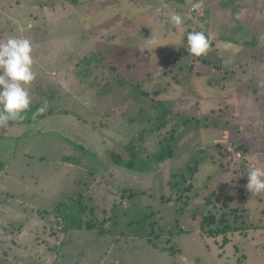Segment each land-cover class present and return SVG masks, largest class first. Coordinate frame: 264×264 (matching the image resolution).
<instances>
[{
	"label": "rangeland",
	"instance_id": "rangeland-1",
	"mask_svg": "<svg viewBox=\"0 0 264 264\" xmlns=\"http://www.w3.org/2000/svg\"><path fill=\"white\" fill-rule=\"evenodd\" d=\"M173 3L0 0V41L26 38L32 45L31 104L47 102L46 112L61 114L49 129L67 134L69 128L76 144L96 156L80 151L85 168L63 162L77 153L73 139L61 136L71 155L12 159L20 142L14 147L13 139L7 141L8 154L0 151L7 160L0 174V264H264V191L246 189L248 170L264 169V153L249 157L251 148L264 150L263 133L257 134L264 121V0H242L245 7L236 15L215 1L184 0L178 8ZM207 10L217 56L236 72L223 88L197 75L205 67L196 56H182L179 63L172 56L187 44L189 32L206 30ZM173 13L182 16V25L169 22ZM238 27L248 31H239L238 39L257 38L258 45L218 40ZM94 54L92 75L80 78L82 59ZM118 74L168 104L172 126L185 118L194 123L182 126L176 156L161 170L135 172L110 158L141 126L129 119L141 105L151 108L148 101L130 98ZM35 130L26 127L28 134ZM7 134H18V127L0 129V136ZM234 143L249 148L245 156L234 152ZM226 147L232 155L221 154ZM81 195L93 210L85 220L97 226L64 234L53 210ZM210 196L220 211L227 203L244 209L247 222L257 227L202 237L200 221L215 210L207 204Z\"/></svg>",
	"mask_w": 264,
	"mask_h": 264
},
{
	"label": "trees",
	"instance_id": "trees-1",
	"mask_svg": "<svg viewBox=\"0 0 264 264\" xmlns=\"http://www.w3.org/2000/svg\"><path fill=\"white\" fill-rule=\"evenodd\" d=\"M173 6L178 8L181 4L184 3V0H173ZM200 2H204L205 5L211 4L213 1L218 2L223 6L224 10H230L233 15H236L240 12L241 8L245 6L241 4L242 0H198ZM208 11V15L205 16L206 20V30L196 29L195 31H203L205 35H210L208 32L212 27V23L209 21L210 19V10ZM247 29V28H246ZM243 27L233 28L230 33L226 35H221L218 40L224 42H232L238 43L243 47H256L258 45V39L253 38V40L244 39L240 40L237 38L238 32L242 31L246 35H248V31ZM193 31V30H192ZM191 31V32H192ZM212 36V35H211ZM217 39L214 37L212 39L210 46L213 48V53H205L200 57H195L200 59L202 65H204L205 70L198 69L197 75L204 76L208 81V84L213 86L214 88L224 86H229L228 84L234 82L236 72L228 71L229 67H225L224 60L222 61L220 57L217 56L218 48ZM187 41V39H186ZM192 55L187 50V44H184L182 49L179 52H172L173 60L176 63H179L182 59V56L188 57ZM97 54L92 55L91 57H85L81 62L83 65V70L79 71L77 75L84 79L89 78L92 75L91 65L94 64L98 59L95 57ZM194 66V64L192 63ZM203 67V66H202ZM235 69V68H234ZM207 70V71H206ZM189 72H194L193 67H188ZM178 72V71H177ZM235 72V73H234ZM229 73V74H228ZM232 74V76H230ZM117 81L121 86L129 89V95L131 99L135 101L145 100L150 102L149 107H145L141 105L139 111L129 119L131 123H139L141 126L137 130L138 132L133 135L128 141L119 146L118 150L110 153V158L117 166H122L125 169L135 171V172H143L146 173L153 169L161 170V164L171 162L174 160L176 156L177 147H179V133L182 129V126H189L194 124L192 119L185 118L181 123L177 126L171 125V113L172 110L168 104L161 102L159 100H155L153 97L149 95L148 91L143 90L139 87L140 83L138 81L128 80L125 78H121L120 75H117ZM177 77H179V73H177ZM240 80V79H239ZM243 95V94H242ZM134 104V103H133ZM47 106L48 103L43 101L36 104H30L29 110L24 114L23 121H18L15 124L19 125H34L40 122L42 119H45L52 115V112H46V110L42 113L37 110L43 106ZM13 124V122H10ZM217 123V122H216ZM262 124V123H259ZM196 126H199L198 121L195 122ZM258 131V130H257ZM260 131L264 133V121L263 127L259 128ZM239 133V130H238ZM151 136V137H150ZM153 138L152 141L146 144L147 139ZM13 138H5L4 136H0V151L5 153L6 156L8 153L6 149L9 148L10 144L7 141L12 140ZM14 147L17 146V140L13 139ZM4 143H3V142ZM146 144V145H145ZM150 144V145H149ZM210 145V144H209ZM152 146V147H150ZM234 147V152L240 153L241 156H245V153L249 151L244 144L238 145L237 143L232 144ZM228 147L224 148V152L222 151V155L226 156L229 154ZM10 150V148H9ZM75 155L72 157H63L62 161L66 163L74 162L76 165L83 166L85 168V164L81 165V159H78L77 155L80 154V151H87L82 145L76 144L74 145ZM16 152V150H15ZM87 154L96 159V156L90 154L87 151ZM4 156H1L0 152V174L4 173L7 169L6 164L7 160ZM4 157V158H3ZM3 158V159H1ZM10 158V157H9ZM173 162V161H172ZM171 162V163H172ZM79 163V164H78ZM170 163V164H171ZM100 166V165H99ZM168 166V165H167ZM192 173L197 172V169H192ZM176 176L175 174L170 175V177ZM184 178V177H183ZM186 188V187H184ZM128 194V191L126 190ZM130 195V194H129ZM230 202L231 199H228ZM208 205H214L213 196L207 198ZM229 205V203H227ZM226 204L227 208L224 206L223 210L216 209L214 205V211H208L206 215L200 221V234L205 238H217L221 235L227 236L229 233H233L236 231H245L250 228H255L257 225L253 222H247L245 213H241L244 209H240L238 207H232ZM88 210H92V207H89L88 203L85 201L84 197L81 195L76 198H70L66 201L60 202L55 209L53 210V216L60 220L59 224H62L63 229L61 230L64 234L67 231H82L83 229L92 230L96 228L97 224L89 219L85 220L86 213ZM222 211H224L222 213ZM93 212V210L91 211ZM219 212V213H218ZM90 214V213H89ZM94 216L93 213H91ZM228 238L225 237L224 241H227Z\"/></svg>",
	"mask_w": 264,
	"mask_h": 264
},
{
	"label": "clouds",
	"instance_id": "clouds-1",
	"mask_svg": "<svg viewBox=\"0 0 264 264\" xmlns=\"http://www.w3.org/2000/svg\"><path fill=\"white\" fill-rule=\"evenodd\" d=\"M198 7V5L194 6ZM170 23L180 26L182 16L173 13ZM214 39L203 31H192L187 35V50L194 56L204 55ZM32 45L26 38L10 37L0 41V129H9L10 122L15 124L23 121L24 114L29 110L31 97L27 86L35 80L32 70ZM46 105L37 111L42 113ZM246 189L249 192L264 191V169L251 167L247 174Z\"/></svg>",
	"mask_w": 264,
	"mask_h": 264
},
{
	"label": "crops",
	"instance_id": "crops-1",
	"mask_svg": "<svg viewBox=\"0 0 264 264\" xmlns=\"http://www.w3.org/2000/svg\"><path fill=\"white\" fill-rule=\"evenodd\" d=\"M68 113L69 112H66L65 115H62L63 116L62 118L64 120H66L69 117ZM57 115L60 116L61 114H52L51 116L45 119H42L40 122L34 125H19V124L10 123L11 125L18 127V134L16 135L7 134V135H4V137L7 139L13 138L17 140L18 142H20V147H21L19 150V144H18L16 152L15 151L13 152L12 159H14L17 156H24V157L33 158V159H47L49 157L52 158V155L56 152L65 153V155H71L70 153L71 149L69 145L66 143V141L61 136H63L67 140L72 138L73 140L72 141L69 140V141L72 142L73 144L80 143V142H76L74 140L71 134L72 130H69V128L67 129V134H62L61 132H58L54 129L53 130L49 129L53 125L51 121L52 120L54 121L58 118ZM76 119L82 121L80 118H76V117H74L73 120L75 121ZM82 122L87 124V122L84 120ZM28 126H31L32 128H36V130L33 133L28 134V131H26V127ZM76 129H79V128H76ZM257 134H259V132ZM262 139H264V133L262 134ZM107 140L109 139L107 138L101 139V141L105 143ZM22 148H23V151L20 152ZM262 151L264 150H261L260 148L259 149L251 148L249 157L256 158L257 154L255 153L263 154L264 152ZM60 161H61V158H60Z\"/></svg>",
	"mask_w": 264,
	"mask_h": 264
}]
</instances>
